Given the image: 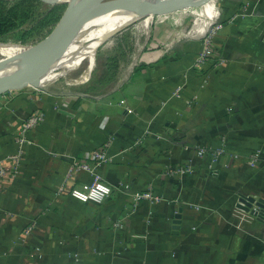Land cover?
Listing matches in <instances>:
<instances>
[{"label":"crops","instance_id":"obj_1","mask_svg":"<svg viewBox=\"0 0 264 264\" xmlns=\"http://www.w3.org/2000/svg\"><path fill=\"white\" fill-rule=\"evenodd\" d=\"M198 9L190 27L158 14L104 92L91 87L116 44L97 58L92 78L73 81L85 84L0 95V264H264V223L237 207L241 194L264 197V0ZM240 11L246 16L230 23ZM219 21L212 63L196 69ZM180 84L196 105L172 97ZM35 114L42 120L23 133ZM21 136L27 143L15 163L9 156ZM223 145L214 173L212 156L194 152ZM99 149L110 160L95 166ZM75 162L95 166L111 186L103 203L71 196L92 179L89 171L70 174ZM188 165L193 172H178ZM148 189L161 201L133 206V194Z\"/></svg>","mask_w":264,"mask_h":264},{"label":"water","instance_id":"obj_2","mask_svg":"<svg viewBox=\"0 0 264 264\" xmlns=\"http://www.w3.org/2000/svg\"><path fill=\"white\" fill-rule=\"evenodd\" d=\"M49 4H68L58 26L41 42L32 45H24L30 48L24 62L11 71L0 72V95L9 91L21 90L25 87L45 89L44 85H38L41 79L38 77L47 73V67L54 58L74 39L91 20L113 12H140L142 15L121 26L97 46L98 49L111 37L120 33L123 29L147 15H158L173 12L178 8L198 7L213 0H111L99 2L83 12H79L87 0H43ZM4 43V42H2ZM11 43V42H10ZM21 44V43H19ZM237 207L254 216L259 222L264 223V197L258 195H239ZM181 213L176 214L174 228H178Z\"/></svg>","mask_w":264,"mask_h":264},{"label":"trees","instance_id":"obj_3","mask_svg":"<svg viewBox=\"0 0 264 264\" xmlns=\"http://www.w3.org/2000/svg\"><path fill=\"white\" fill-rule=\"evenodd\" d=\"M90 1L87 0L80 10ZM67 7L68 4L66 3L49 4L43 0H0V43L4 42V44L19 47L23 46L22 44L32 45L41 42L58 26ZM149 23L150 20L143 21L141 24L143 30L148 29ZM123 34L119 36V43L111 52L112 64L95 73L97 86L91 87L93 94L104 92L115 83L120 75L121 62L129 60L131 57L134 51V43ZM96 69L97 60L91 75ZM87 82H73L68 78L66 81L67 85L85 84Z\"/></svg>","mask_w":264,"mask_h":264},{"label":"built area","instance_id":"obj_4","mask_svg":"<svg viewBox=\"0 0 264 264\" xmlns=\"http://www.w3.org/2000/svg\"><path fill=\"white\" fill-rule=\"evenodd\" d=\"M246 12V11H245ZM245 12H239L234 14L229 22L233 23L235 20L239 18H243L246 16ZM224 27V23L221 21L215 23L208 31L207 35L203 39V46L195 60V68L197 69H207V67L212 63V56L214 53V44L213 40L216 34ZM184 85H178L172 93V97L178 100H181L185 103V106L190 107L197 104V98L191 99H183V89ZM42 120V116L40 114H35L29 117L23 126V133H26L28 130L33 128ZM27 143V140L24 136H21L18 139L19 150L17 153L10 155L9 158L18 163L23 155L24 145ZM195 154L199 157H203L207 154L212 156L210 169L212 172H215V165L219 162L221 156L227 153L226 147L223 145L218 148H210V147H196L194 150ZM232 156L237 157L238 154H231ZM260 152H255L251 155L248 160V164L252 167H255L260 160ZM91 160L95 162V166L100 165L106 161L110 160L109 153L106 149L95 150L91 153ZM94 166V167H95ZM90 163L86 162H75L70 169V174L75 171H89L92 174V179L89 182H86L81 187H73L71 190V196L78 201L84 203H103L106 198L112 193V188L110 185L104 182L103 178L100 174H98ZM179 173H191L193 172V167L191 165L181 167L178 169ZM5 175L4 162L0 161V177ZM162 197L156 194L152 189H148L146 191H138L133 194L132 203L133 206H137L139 203L143 201H149L151 203L160 202ZM119 225V224H118ZM33 229V225L28 227L27 232H31Z\"/></svg>","mask_w":264,"mask_h":264},{"label":"bare ground","instance_id":"obj_5","mask_svg":"<svg viewBox=\"0 0 264 264\" xmlns=\"http://www.w3.org/2000/svg\"><path fill=\"white\" fill-rule=\"evenodd\" d=\"M98 2L99 0H91L90 3L83 6L79 12L94 7ZM141 15L142 13L140 12H113L91 20L84 25V28L78 33L74 41L70 42L54 58L47 67V71L75 64L79 59L85 58L90 60L91 65L88 73L91 74L96 62L95 54L97 46L107 37V35L119 29L121 26L139 18ZM29 51L30 48L24 46L15 47L10 46V44L0 43V72L11 71L18 67L24 62ZM62 76H67L71 81L82 80V77L80 76L77 78L70 77L68 72L63 70L54 73L53 76L38 83V85H44L48 81H53Z\"/></svg>","mask_w":264,"mask_h":264},{"label":"rangeland","instance_id":"obj_6","mask_svg":"<svg viewBox=\"0 0 264 264\" xmlns=\"http://www.w3.org/2000/svg\"><path fill=\"white\" fill-rule=\"evenodd\" d=\"M111 0H102V2H108ZM198 7H186V8H178L173 10V12H170L168 17L171 19L172 22H177V21H181L185 22V26L186 27H190L191 24L196 20V13L198 11ZM159 19V16L156 15H147L141 19H139L138 21L132 23L131 25H129L128 27H126L125 29H123L120 33L116 34L115 36L111 37L108 41H106L105 44H103L97 51V68L99 67V62H98V57L100 58V54L103 53L105 50L107 49H112L113 45L118 44L119 43V36L122 34L126 35V37L131 40L134 44L137 42V40L140 41V43H143L146 40V37L148 35L149 29L143 30L144 28L142 27V23L143 21L146 20H150L151 23H149V27L151 25H153L154 21H157ZM111 41L113 42V44H110ZM12 46V45H10ZM0 58H1V54H0ZM90 60L88 59H79L78 61L75 62V64L66 66V67H61V68H56L54 70H48L47 73L42 74L41 76H39L38 78L42 80H40L38 83L47 80L48 78H50L51 76H53L54 73H58L60 71H67L69 76L72 78H77V77H82L83 78H88L90 76H92L91 74H89V70H90ZM99 69V68H98ZM85 75V76H84ZM67 76H62L59 77L58 79L52 81V82H47L44 84L43 88H51V89H56V87L61 86V87H68L67 86ZM92 78V77H91ZM58 85V86H57ZM35 89H37L36 87H33Z\"/></svg>","mask_w":264,"mask_h":264}]
</instances>
